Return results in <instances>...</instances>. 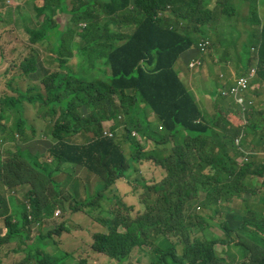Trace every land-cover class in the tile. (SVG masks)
Segmentation results:
<instances>
[{
	"label": "trees",
	"instance_id": "16d2710c",
	"mask_svg": "<svg viewBox=\"0 0 264 264\" xmlns=\"http://www.w3.org/2000/svg\"><path fill=\"white\" fill-rule=\"evenodd\" d=\"M95 1L44 0V7L36 5L39 16L47 13L50 17L48 10L57 8L66 18L65 25L46 20L32 38L33 42L49 38L58 54L56 68L47 67L43 72L40 80L44 93L38 94L51 117L48 137L51 136L53 143L48 155L55 160L54 169H44L45 177L39 182L46 186L56 174L58 183H51V196L44 199V204L31 195L35 188L26 198L29 210L24 203L11 202V207L16 206L14 214L24 210L15 220L10 216L8 201L0 194V220L6 230L4 237L0 235V256L4 253L2 245L16 238L19 245L27 247V261L67 264V256L61 255L66 254L63 251L50 257L41 252L46 248L45 239L64 236L60 225L50 231L46 228L51 210L60 207L76 212L89 210L93 217H100L108 233L93 235V249L118 260L126 259L136 247L147 245L156 254L159 264H264V213L253 207L250 198L254 192L245 186V179L255 182L256 178H264V163L257 162L253 155L248 163L242 158L253 154L256 145L262 144L264 150V113L261 111L254 117L255 108L249 104L250 98L257 96V92H250L252 85L264 81V0H243L240 4L242 11L247 8V1L252 8L255 5L259 8L248 14L249 22L256 25L247 41L250 45L236 52L238 70L257 68L256 80L251 81L248 89L246 118L251 124L248 133L227 119V108L233 112L235 103L219 93L215 99V115L206 117L181 79L180 70L176 69L182 55L197 47L201 39L213 41L212 34H217V26L225 15L235 13V5L229 0H217L215 9L209 11L202 8L204 0H105L100 13L110 19L101 25L91 12ZM170 9L174 18L168 15ZM118 19L126 29L133 31L130 36L119 35L122 45H117V33L110 29ZM207 23V27L202 28ZM81 40L83 45L78 44ZM74 52L77 56L69 61ZM77 57L78 69L74 67V71H70L68 65ZM40 63L46 62L37 55L26 71L37 73L35 66ZM90 63L98 67L89 66ZM98 75H102V80L97 81ZM220 89H228V86ZM116 99L123 107L114 104ZM25 101L34 103L36 100L26 94L19 99L0 96V127L12 126L10 106L23 114ZM142 108L151 111L157 119V125H148L146 134H152L157 143L170 145L169 149L143 153L141 146H136L131 132L145 133V127L138 120ZM84 111L88 112L86 117ZM119 115H123L122 120H118ZM109 120L118 121L113 128V138L105 137L102 131V123ZM25 125L20 115L14 127L0 132L9 134V142L16 141L18 136L20 143H27ZM254 134L258 141L254 137L252 144L248 143L247 135ZM238 139L240 145L236 144ZM9 154L10 159L0 165V178L5 176L8 183L15 178V174L8 173L18 166L17 157ZM140 160L153 161L165 170L166 177L152 185L143 182L148 196L141 206L146 209L144 213H150L144 216V221L135 224L130 217L126 223L115 221L118 205L123 201L117 197L114 184L122 178L130 182L138 172ZM32 165L38 166L36 162ZM75 167H82L98 178L93 190L87 184L83 186L84 200H79L81 182L73 184L70 180V171ZM207 170L208 175L198 183V178ZM28 176L35 175L28 172ZM61 186L69 188L67 195ZM261 187L264 190V184ZM201 193L206 195L205 199H201ZM238 199H243L245 205L240 210L243 215L239 213L244 216L241 224L230 226L225 222L221 238L198 235L205 230L206 220L200 215L201 208L232 204ZM255 203L264 206V194ZM212 214L215 220L220 212L215 210ZM37 225L40 231L35 240L30 241L28 230ZM145 232L152 235L150 243L144 238ZM168 238L178 239V242L169 244ZM179 244L183 245L180 257L175 248ZM222 246H225L223 252ZM69 258L75 261V255ZM0 264L9 263L0 257ZM20 264H26L25 260Z\"/></svg>",
	"mask_w": 264,
	"mask_h": 264
},
{
	"label": "rangeland",
	"instance_id": "374dc122",
	"mask_svg": "<svg viewBox=\"0 0 264 264\" xmlns=\"http://www.w3.org/2000/svg\"><path fill=\"white\" fill-rule=\"evenodd\" d=\"M216 1L217 0H204L202 8L209 11L214 10L216 7ZM229 2L230 4L235 5V13L230 16L225 15L221 25L217 26V34H212L213 41L207 38L200 40L199 49L204 54L202 55L198 51L191 50L182 55L179 61V67L176 66V69L178 71L180 70V77L189 88L191 95L200 105H202V102L205 103L206 111L209 114L214 113V102L216 101V95L218 96L217 93L222 95L223 90L220 89V87L223 85L230 86L232 83L234 84L241 75L250 74L255 70L253 66L246 71L238 70L236 64V52H241L244 46L250 45L247 41L252 37L253 29L256 25L249 22L248 14H251L254 9L259 10V8L257 5L252 8L251 3L247 1V8L242 11L240 4L243 3V0H229ZM13 5L15 8L11 12ZM36 5L41 8L44 7V0H7L4 4L6 8L4 9L3 15L10 20L13 25V30L9 27V21H7L5 28L0 29V96L19 99L22 94H26V96L33 97V99L36 100L34 103L30 101L23 102V114L19 113L15 107L10 106L9 113L12 115L9 118V122L12 126H4V128L0 127V130H8L14 127V124L19 121L20 115L26 121V134L24 138L28 140L27 143H20V137L18 136L15 137L16 141L9 142V134H1L0 132V165L2 162H6L10 159L11 155L9 153L17 157L18 163V166L12 167V170L9 173L7 171L8 174H15V178L12 179L10 183L7 182L5 176L0 178V194H2L8 201L6 204H8L10 208V216L14 220L16 219V215L22 214L24 210L14 214L13 211L16 206L11 207V202L24 203L29 210L30 204L26 198L30 195V191L35 188L31 195H33V197H38L40 203L44 204V199L51 196V183L54 182V178H51L46 186L39 182L45 177L43 170L47 169L50 171L54 169L55 163V160L48 155V149L53 143V139L50 138L51 136L48 137L51 117L47 114L46 108H43L40 99H38V94L40 92L44 93V86L40 80L43 75L39 76L38 80H32L29 76L36 73L31 71L27 72L26 67L29 62L36 58L40 53L47 66L56 68L57 63L55 59L58 58V54L53 51V42L49 39L33 42L32 38L33 33L42 27L37 28V26L44 23V20L46 21L50 19L52 22L58 21L60 24L65 25L66 18L60 14L57 8L48 10L50 17L47 13H44V16H39ZM168 15L171 18H174L175 16L171 9L169 10ZM105 20L106 19H104V21ZM223 24L228 27H225ZM207 25L208 23L202 28L207 27ZM71 28L77 30L74 25H72ZM114 32L119 33L116 29H114ZM47 35L50 36L51 33H48ZM78 44L83 45V41H79ZM251 47L253 48L252 45ZM252 52L255 53V50L252 49ZM75 56H77V54L74 52L73 57H71L69 61H73ZM199 58H201L203 62L199 61ZM220 61L223 64H219ZM191 62H196L195 68H191ZM77 63L78 57L73 64L68 65L70 71H74V67L78 69ZM97 63L103 64L100 61H97ZM86 66H88V64H86ZM89 66L98 67L97 64L92 63H90ZM53 71L55 70H52V72ZM2 74L3 77H1ZM95 75L96 74H94V76ZM100 80H102V75L97 76V81ZM258 80L259 79H257V81ZM230 98H233V96H227V99ZM263 101L264 92L261 93V96L254 103V117L257 116L256 113L261 111L264 112ZM115 103H118V108L123 107L120 100L116 99L114 104ZM233 107V113L229 112L227 119L232 123H236L238 126H242L245 133H248L247 129L251 124L247 123L245 106L243 104H238V102L235 101ZM83 115L86 117L88 112L84 111ZM122 119L123 115H119L118 120ZM117 124L118 121L115 120L104 121L102 123L103 134L112 133L113 128L117 127ZM243 136L244 135L240 136V139L243 138ZM254 137L257 142L258 137H256L255 134L254 136L247 135V142L252 144L251 141L254 140ZM78 140L83 141L82 138H78ZM155 145L159 146L157 143H155ZM238 145H240V142ZM258 146L263 150L262 144H259ZM252 155L256 156L257 161L264 163V156L256 150L253 154L250 153L249 155L242 157L243 162L248 163L252 161ZM34 162H36L38 166H33L32 163ZM28 163L31 164L28 165ZM73 169L74 168H72L70 173H73ZM28 172H31L35 176L29 178ZM208 173L209 170H207V172L204 171L198 178L197 182L200 183ZM256 179L257 180H254L255 182L245 179V186L249 191L254 192V194H251L250 198L253 202L259 200L264 194V190L261 187V184H264V178ZM97 181L98 178L93 176L86 178V182L90 189L94 187ZM135 181L136 183L141 184L143 183L144 178L140 174ZM34 182L39 183L33 186L32 183ZM137 187L138 190H142V193L144 192L141 185H138ZM82 191V188L79 187V193ZM146 196H148L147 192L140 196H136L129 201H124L123 204H119L115 221L119 220L122 223H126L128 222L129 217L135 224L139 221H144V216L150 214L148 212L144 213L146 209L144 206H141L142 201ZM200 197L201 199H205L206 195L201 193ZM221 205L222 204L219 206H212L211 209H206L210 212L218 210L220 214L215 217V220H212L208 215L204 217L206 220L203 225L205 230L198 235H206L210 239L221 238V234H223L221 231L222 225L225 222H228L230 226H236L243 222L244 216H241L243 215L241 212L234 210L232 214L224 213L227 207H220ZM233 206L240 210L244 209L245 205L243 199H238ZM227 209L233 210L230 208ZM256 211L257 210H254V212ZM249 216L250 213L247 217ZM102 218L104 219V215ZM100 220H102L100 217H93L89 210L76 212V210H61L60 207H57L54 211L52 209L51 218L46 222V228L50 231L52 227L55 228L60 225V227H63L64 236L60 237L53 235L52 237L45 239L44 244L46 245V248L41 252L45 256L50 257V255L56 256L60 251H63L66 254L61 255L67 256V264H159L156 254L151 248L147 247V245L136 247L124 260H118L107 254L95 251V249H93V235L98 232L108 233V229L101 224ZM3 225L4 222L0 220V235L2 234L4 237L6 230L3 228ZM39 231V225L36 227L33 226L28 230L29 240L34 241ZM197 231L199 232L198 228ZM168 234H171V232ZM144 238L150 243L152 235L149 232H145ZM15 239L16 238H12L10 241L13 242L2 245L4 253L0 257L9 264H20L24 260L26 264H35L34 261H27L28 253L26 251V245H19V242L17 240L15 241ZM184 239L186 241V238ZM55 241L58 244H62L58 246ZM168 241L169 244L177 243L178 239L168 238ZM175 248L177 256L180 257L183 253V245L179 244ZM70 255H75L74 262L73 258H69Z\"/></svg>",
	"mask_w": 264,
	"mask_h": 264
},
{
	"label": "crops",
	"instance_id": "0c3cea01",
	"mask_svg": "<svg viewBox=\"0 0 264 264\" xmlns=\"http://www.w3.org/2000/svg\"><path fill=\"white\" fill-rule=\"evenodd\" d=\"M7 0H0V6H1V9H0V29H3L6 27V23L7 21L10 22V20H8V18H6L4 15H3V12H4V9L6 8L4 6V4L6 3ZM38 1V0H36ZM42 1V0H41ZM85 1H90V0H85ZM103 4V0H96L95 1V4H94V7L92 8V11L94 13L95 16H97L100 20V22H103V20L106 18L105 15L101 14L100 13V8ZM15 6L13 5V9L11 10V12L14 10ZM46 21L44 20V23ZM44 23H42L40 26L38 25L37 28H40ZM60 23V22H59ZM9 27L11 28V30H13V25L12 23L10 22L9 24ZM45 39H49V38H45ZM50 40V39H49ZM39 41V40H38ZM54 52H56L55 50H53ZM57 53V52H56ZM41 59H42V55L39 53L38 54ZM47 67V64L46 63H43V64H37L35 66V69L37 71V75L34 74V75H30L29 78L32 79V80H38L39 79V76L43 75V72L46 71V69H48ZM186 85V84H185ZM188 88V87H187ZM189 89V88H188ZM213 94V93H212ZM202 102V101H201ZM264 103V101H263ZM202 109L205 113V115L207 117H212L215 115V112H216V106H214V113L213 114H209L207 111H206V108H205V103L202 102ZM227 111L230 112L232 111L231 108H227ZM233 113V112H232ZM264 113V112H262ZM140 121L146 125V123L148 122H151L152 123H156V117L155 115H153L152 113L151 114H148V118L147 120L145 121L144 119V115L143 113H139V117ZM127 149V151L129 150V148L125 147ZM253 148V147H252ZM254 148H257L256 151H259L260 153H262V155L264 156V150H261L259 148L258 145H256V147L254 146ZM259 158V157H258ZM257 161V159H256ZM259 162V161H257ZM260 163V162H259ZM138 172H137V175H142L144 178H146L147 180H152V181H160L161 179H163L164 177V172L162 169H160L159 167L155 166L154 164H152L151 162H141L138 166ZM86 172L84 170V168L82 167H75V170H73V173H70V180L73 184H75L76 182L78 183L80 181V179L82 178L83 175H85ZM94 175L92 173H90V177ZM56 174L53 176L54 179L53 181L55 183H58L57 179L55 178ZM61 189L65 192L64 194L67 195L68 194V191H69V188L68 187H63L61 186ZM67 191V192H66ZM115 192H116V195L117 197H121L123 199V201H129L130 199H133L135 198L137 195L133 193L132 191V188L123 180H119L117 183H116V186H115ZM85 195L83 194V192L80 193L79 195V199H85ZM237 200H235L232 204H222L220 207H222L223 205H225V207L227 208H230V209H235V207L233 206V204L236 202ZM253 207L254 208H257L259 209L260 211H262L264 213V206L263 205H258L257 203L253 202ZM225 209V212L224 213H230L232 214L233 213V210H229V209ZM237 211L240 212V209H238ZM246 213V211H245ZM200 215H202L203 217H206L207 215L211 217L212 220L213 219V214L212 212L202 208L200 209ZM223 249H225V246H223L222 248V252H223Z\"/></svg>",
	"mask_w": 264,
	"mask_h": 264
},
{
	"label": "clouds",
	"instance_id": "9594fccd",
	"mask_svg": "<svg viewBox=\"0 0 264 264\" xmlns=\"http://www.w3.org/2000/svg\"><path fill=\"white\" fill-rule=\"evenodd\" d=\"M103 3H105V0H103ZM100 11H101V8H100ZM106 20L104 21L103 20V22H100V24L101 25H104L106 22H108V20L110 19L109 17H106L105 18ZM110 29L114 32V29H116V30H118L119 31V33H117V45H122L123 44V41L122 40H120L119 41V35H121V34H124V35H127V36H130V35H132V30H128V29H126L124 26H123V22H121L119 19L116 21V24H111L110 25ZM130 31H132V32H130ZM114 33H116V32H114ZM192 51H198L200 54H204V53H202L201 51H200V49H199V44H198V46L197 47H195L194 49H192ZM199 61H201V62H203L202 61V59L201 58H199ZM179 67V66H178ZM192 68V67H191ZM193 68H195V67H193ZM253 68L255 69V71H256V74H255V76L253 77V78H251V80H250V84H251V81L252 80H256V77H257V68H256V66H253ZM247 75H249V74H244V75H241L240 77H242V76H247ZM239 77V78H240ZM236 84V81H235V83L233 84L232 83V85H230V86H228V89H224L223 90V92H222V97H224L225 99H227V96H229V95H224V93H227V91L232 87V86H234ZM250 86V85H249ZM249 89V88H248ZM251 91H255V92H257V96L255 97V95L252 97V98H250V102H249V104L252 106L253 105V107L255 106L254 105V103L256 102V100L261 96V93L262 92H264V81H261L260 83H254L253 85H252V87H251V90H250V92ZM254 93V92H253ZM252 94V93H251ZM250 94V95H251ZM244 97L246 98V102H245V112L249 109V107L247 106V100H249V93H248V91L244 94ZM233 98H230V99H227V100H232ZM234 100V103H235V99H233ZM196 102H197V104L199 105V107H200V109L203 111V109H202V105H200L199 104V102L196 100ZM214 106H216V103L214 102ZM142 109H144V108H142ZM139 113H143V115H144V119H145V121L147 120V118H148V114H151L152 112L151 111H149V110H146V109H144L143 111L141 110V112H139ZM203 113H204V111H203ZM153 114V113H152ZM154 115V114H153ZM204 115H205V113H204ZM206 116V115H205ZM156 117V116H155ZM207 117V116H206ZM138 120H139V124L140 125H142V126H144L145 127V129H144V132L145 133H143V132H141V131H139V130H133L132 132H131V136H132V138L134 139V142H135V144H136V146H141V148H142V152L143 153H150V152H152L153 150H155V149H159V150H164V149H169L170 148V145H163V144H160V143H157L154 139H153V136H152V134H146V133H148L149 132V130H148V125H150V124H154V123H152V121L151 122H148V123H146V125H144L141 121H140V119L138 118ZM156 121H157V119H156ZM154 125H157V122L154 124ZM155 127V126H154ZM111 135H104L105 137H110V138H113L114 137V132H112V133H110ZM120 134H122V133H120ZM155 143H157L159 146H156L155 145ZM160 146H162V147H160ZM125 147H127V148H129L127 145L125 146ZM126 149V148H125ZM127 150V149H126ZM141 162H151L152 164H154L155 166H157V167H159L160 169H162L163 170V172H164V177H163V179L166 177V172H165V170L163 169V168H161L160 166H158V165H156L153 161H148V160H140L139 162H138V165L141 163ZM137 165V166H138ZM85 170V169H84ZM85 172H86V174L85 175H83L82 176V178L80 179V182H81V187H82V192L84 193V189H83V186L85 185V184H87L88 185V183L86 182V178L87 177H89L90 176V172H88L87 170H85ZM93 177H96L95 175H92ZM137 177H138V175L136 174L135 176H133L132 178H131V181L129 182L128 180H126V179H124V178H122V179H119V180H123V181H125L131 188H132V191H133V193L134 194H136L137 196H140L141 194H143V193H145V191H144V187H143V183H136V181L135 180H137ZM97 178V177H96ZM144 178V177H143ZM163 179H161L160 181H152V180H147L146 178H144V181L143 182H145V183H147L148 185H152V184H154V183H159V182H161ZM119 180H117L116 182H115V184H114V188H115V186H116V183L119 181ZM86 182V183H85ZM98 182V181H97ZM97 182L95 183V185H94V187L96 186V184H97ZM138 185H141V187H142V189H143V193H142V190H138ZM88 187H89V185H88ZM94 187L92 188V189H90V187H89V189L90 190H93L94 189ZM81 193V192H80ZM80 193H79V195H80ZM118 198H120V199H122L121 197H118ZM79 200H83V199H79ZM122 201H123V199H122ZM124 202V201H123ZM141 204V203H140Z\"/></svg>",
	"mask_w": 264,
	"mask_h": 264
},
{
	"label": "built area",
	"instance_id": "2783aa9c",
	"mask_svg": "<svg viewBox=\"0 0 264 264\" xmlns=\"http://www.w3.org/2000/svg\"><path fill=\"white\" fill-rule=\"evenodd\" d=\"M202 49V48H201ZM200 63V62H199ZM190 66L193 68L196 66V62H191ZM256 74V71L253 70L249 75L247 76H242L236 80V84L232 86L227 93H224V95H229L233 96L236 102L238 104H243L245 105L246 98L244 97V94L248 91L249 85H250V80L253 78ZM106 135H111L106 134ZM236 144H239V139L236 140Z\"/></svg>",
	"mask_w": 264,
	"mask_h": 264
}]
</instances>
